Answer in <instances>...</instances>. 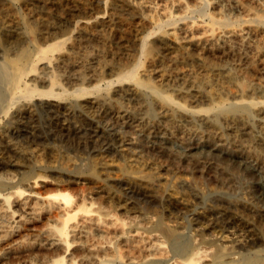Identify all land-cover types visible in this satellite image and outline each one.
Listing matches in <instances>:
<instances>
[{
  "label": "bare ground",
  "instance_id": "obj_1",
  "mask_svg": "<svg viewBox=\"0 0 264 264\" xmlns=\"http://www.w3.org/2000/svg\"><path fill=\"white\" fill-rule=\"evenodd\" d=\"M158 1L0 0V144L13 156H0V264H121L123 259L127 264H264V247L249 228V248L239 252L237 247L247 248L245 239L213 222L198 220L182 242L183 227L174 219L146 213L115 217L116 210L128 213L134 207L89 170L98 166L108 177L113 170L124 172L112 161L92 159L87 178L72 157L61 154L43 163L33 148L21 153L11 141L22 135L31 146L52 138L30 125L39 106L54 116L56 129H66L60 114L77 111L90 118L93 109L117 123L134 124L139 134L157 130L171 140L178 132L183 142L229 139L245 157L264 165V13L248 9L244 19L220 6L206 12L208 0H197L194 7L182 0ZM236 4L235 11L244 10L239 0ZM201 8V19H187L189 11ZM94 37L113 41L126 54L130 43L137 47L132 62L120 63L116 79L87 87L108 67L95 68L91 76L82 68L80 46ZM68 64L79 67L65 76L78 85L72 90L62 87L56 74ZM88 124L99 138L117 140L93 120ZM22 156L28 164L21 163ZM156 177L141 181L160 198L178 200L165 187L168 179ZM94 188L108 206L88 200Z\"/></svg>",
  "mask_w": 264,
  "mask_h": 264
},
{
  "label": "rangeland",
  "instance_id": "obj_2",
  "mask_svg": "<svg viewBox=\"0 0 264 264\" xmlns=\"http://www.w3.org/2000/svg\"><path fill=\"white\" fill-rule=\"evenodd\" d=\"M182 2L189 7H194L198 1L182 0ZM208 2L207 7L203 6V10L206 12H216L221 7L223 13L237 14L241 18L245 17L248 9L257 15L264 13V0H239V5L245 10H240V13L235 11V9H238L236 0H208ZM159 3L164 4V1L159 0ZM40 6L37 11H39ZM197 10L189 11L186 14L187 19H201L199 11L203 10L202 8ZM83 43L80 46L82 47L80 48V54L83 57L82 68L88 71V75L90 73L89 76L93 74L95 68L99 69L103 65L109 67L105 68L106 72L103 77H97L98 80L90 83V85L85 83L87 87L96 84L102 86L106 81L116 79L119 72L118 68L126 60L132 62L137 47L130 43V51H127L126 54L117 51L113 41L103 43L100 38L94 37L92 42ZM106 49L109 51L107 52ZM92 55L95 57H92ZM230 60L231 58L228 59V62L231 63ZM76 66L68 64V67L64 66L56 69L57 78L58 81L60 80L59 83L62 87L72 90L78 86L75 83H69L68 77H65L78 71L79 67ZM33 84H37L40 89L48 88L46 84L44 86L40 82H33ZM35 101L39 103L41 100L37 98ZM134 103H131V105ZM89 111L90 118L77 111L60 114V121L66 124V129H56L51 126L54 116H51V113L44 107L39 106L36 110L35 122L32 121L30 125L35 126L36 129L39 128L38 131L47 133L48 137L52 138L46 142L40 139L31 146L30 143L24 142L27 139H23L25 137L22 135L19 137L17 135L13 136L14 138H11V141L16 143L15 145L19 147L21 153L23 150L33 148L32 151L35 156L43 163L53 161L56 156L59 158L61 154L67 155L75 159L77 164L79 163L78 165L82 167L86 177L88 174L92 177L89 171L91 170L93 174L95 172L94 176L97 175L101 179H107L121 198L130 202L134 207L133 209L136 210L134 212L132 209V211L126 212L127 214L116 210L115 217L125 220L127 216L146 213L166 220L169 218L170 220L174 219L183 227L181 230L183 231V235H181L182 242L185 241V238L187 240V237L194 232L199 221L206 224L213 222L217 225H215L216 229L225 233H232L234 236H239V238L242 236V240L245 239L243 244L245 243L247 248L237 247L238 249H236L239 252H246L249 248L246 244L250 240L249 237H251L247 232L249 228L255 234L257 233L261 240L260 247H264V165H258L254 160L245 157L246 155L242 153L239 145L229 139L210 142L208 137L199 139L194 137L183 142L182 135L178 132L171 140L157 130L151 134H139V131L133 127L134 124L117 123L110 115H98L93 109H89ZM138 113L140 114V112H135L136 118L140 117ZM89 120H93V123L106 131L116 134L117 140H103L96 136L89 130ZM77 128L82 130L84 136L77 132ZM53 146L56 147L57 151ZM10 154L12 155L8 148L0 144V156L13 158ZM92 159L112 161L120 165L124 172L113 170L109 173L110 177H108L107 172L100 170L98 166L92 167L90 165ZM19 160L22 164H28V159L23 156ZM89 166L93 169H89ZM19 170L23 171L21 168ZM127 172L131 179H128ZM43 173L52 176L51 171H44ZM158 175L161 178L168 179L164 183L165 187L177 194V201L160 198L152 188L149 189L145 181H141L143 176L145 178L150 177L151 180ZM90 176L89 178H91ZM163 188L164 185L160 189ZM94 189H92V193L91 191L87 192V194L89 193L87 195L88 200L93 199L95 206H98L99 203L102 206H108L107 201L101 195L103 193L98 188ZM208 231L206 230V233L210 235L213 230ZM120 263L127 264V261L124 262L123 259Z\"/></svg>",
  "mask_w": 264,
  "mask_h": 264
}]
</instances>
